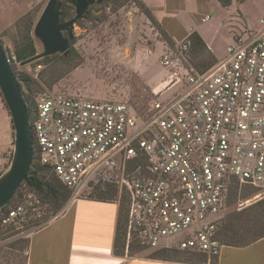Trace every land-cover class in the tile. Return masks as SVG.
I'll list each match as a JSON object with an SVG mask.
<instances>
[{"label":"built area","instance_id":"obj_1","mask_svg":"<svg viewBox=\"0 0 264 264\" xmlns=\"http://www.w3.org/2000/svg\"><path fill=\"white\" fill-rule=\"evenodd\" d=\"M259 25L203 72L184 65L189 38L168 46L159 60L167 79L152 93L177 89L144 114L120 93L45 89L35 97V161L74 195L93 190L94 181L113 184L126 205V251L137 241L148 250L217 257L230 193L264 190V18ZM7 57L14 73L37 78L42 69ZM38 203L30 192L0 212V233L18 230Z\"/></svg>","mask_w":264,"mask_h":264},{"label":"rangeland","instance_id":"obj_2","mask_svg":"<svg viewBox=\"0 0 264 264\" xmlns=\"http://www.w3.org/2000/svg\"><path fill=\"white\" fill-rule=\"evenodd\" d=\"M48 1L0 0V41L6 54L14 55V43L19 42L25 34L26 22H21L23 17L29 15L35 23ZM214 1L208 6V10L205 0L198 2L186 0L183 7L178 6L177 1L176 4L168 7V10L174 14L178 12V9L186 11L194 20L200 19L201 14L213 10L214 20L217 22L232 14L235 16L232 18L234 21L241 19L245 22L246 20L256 30L260 29L259 20L264 18V0H247L242 6L234 3L228 11L220 8L216 0ZM146 10L154 20L153 13L142 0H105L100 4L94 3L89 9V18L79 25L74 24L70 31L76 59L64 63L59 57L47 56L49 57L47 60L39 58L27 63L31 68L41 64L42 69L37 78H33L37 85H33L30 90L23 85L22 94L24 92L35 98L39 92L49 88L47 83L50 79H54L56 72H59L62 77L52 85L51 89L54 91L79 92L98 98L112 93L126 94L129 95L136 108L141 112L146 111L150 103L157 100L160 95H153L151 89L145 84V79L161 82L165 77L167 71L160 65L159 60L168 50V45L164 42V36L156 19V23L150 21L144 14ZM31 34L36 47V55H41L44 52L43 43L33 33ZM63 35L68 36V31H64ZM186 58L185 67L199 72L197 65L201 63L203 57L199 55L194 59L187 54ZM24 69L26 70V67ZM176 89H171L160 99L169 97ZM156 90L159 91L160 86L156 87ZM0 101L3 104L1 94ZM4 108L7 118L10 119L6 106ZM13 133L12 127V144L5 153V163L0 174L8 167L11 160ZM34 164L38 165L36 161ZM47 176L50 177V174L48 173ZM97 184L99 183L94 181V185ZM30 192L26 186H22L11 206L22 202ZM37 197L39 203L35 205V210L28 211V214L21 219L16 239H23L29 243L31 234L41 230L55 218L52 210H48L47 205L42 202V195L37 194ZM74 197L91 198L95 196L92 194V188L87 187L78 195L71 194V199ZM262 199H264V190L254 191L246 188L242 191H232L222 213L223 218L218 231L232 222L234 231L238 235L264 232V204L262 206L257 204ZM113 201L118 202V199L114 198ZM118 204L119 210L123 213L124 207ZM219 238L223 239L221 236ZM130 247L129 251H126L125 247L120 256L150 257L153 252V250L141 249L137 244ZM116 250L121 253L122 249L117 248ZM25 258L26 249L22 253L19 248H4L0 252V264H26Z\"/></svg>","mask_w":264,"mask_h":264},{"label":"crops","instance_id":"obj_3","mask_svg":"<svg viewBox=\"0 0 264 264\" xmlns=\"http://www.w3.org/2000/svg\"><path fill=\"white\" fill-rule=\"evenodd\" d=\"M142 1L151 10L158 26L174 46L188 38L192 32H196L217 61L225 56L226 47L234 42L236 36L242 35L246 29L257 31L246 20L234 21L232 18L235 16L232 14L217 22L214 20L213 10L201 14L197 20L186 11L178 9L175 14L169 12L168 7L176 4L175 2L178 1V6L183 7L186 0ZM212 1L214 0H205L207 10ZM246 1L238 4L231 0L229 6L222 7L216 0L218 6L227 11L234 3L242 6ZM205 16H209V19L202 21ZM166 79L167 73L161 82L145 79V84L152 91ZM171 89L160 97L168 94ZM7 117L0 101V171L4 167L5 153L12 144V124ZM118 205V202L97 201L87 197L69 200L57 217L30 235L26 264H191L115 255ZM203 264H264V237L243 247L223 245L217 257L206 259Z\"/></svg>","mask_w":264,"mask_h":264},{"label":"trees","instance_id":"obj_4","mask_svg":"<svg viewBox=\"0 0 264 264\" xmlns=\"http://www.w3.org/2000/svg\"><path fill=\"white\" fill-rule=\"evenodd\" d=\"M104 1L105 0H102L100 3ZM217 1L220 3L222 7H227L231 3V0H217ZM235 1L236 3L239 4V3H243L245 0H235ZM60 2H61L60 22L63 23V22L74 19L76 17L75 7L67 3L66 1H60ZM100 3H97V4H100ZM91 6L87 8V10L82 14L80 18H77L74 21V24L79 25L83 20L89 18L90 16L89 9ZM144 14L148 16V19L150 21L152 22L155 21V19L153 20V18L151 17L150 13L147 10L146 12H144ZM21 22H26L25 34L22 36V39L19 42L14 43L13 50H14V56L16 60L22 64H26L32 60L34 61V58L37 57L36 47L33 42L32 34H31L33 33L35 23H33V19L29 18V15L24 16ZM161 32H162V35L164 36V42L169 46V48L172 49L174 47L173 43L162 30ZM188 38L190 40V47H189L187 54L191 55L194 59L199 57V55L203 57V60L201 61V63H198L197 65L199 66L198 71L203 72L209 69L210 67H212L217 62V59L207 49L201 37L196 32H192ZM72 39L73 38H67L68 49L65 53H56L50 56L59 57L61 62H64V63H69L71 61H74L76 59V53L72 48V43H71ZM42 58H44L43 60H47L49 57L46 56V58L45 57H42ZM61 77H62L61 73L56 72V76L54 77L55 80L52 78L47 83V86L49 87L48 89L51 90V87L54 84V82L59 80ZM15 78L21 88H23V85H25L26 88L30 90L33 85L34 86L37 85L36 81L26 74H20V75L15 74ZM23 99L25 101V104L28 110L29 123L31 125L33 117H34V113H35V98L29 95H26L23 92ZM2 102L5 107V103L3 99H2ZM136 109L138 110L140 114H144L148 110L147 108L146 111L144 110L143 112H141L138 108ZM34 163H35V150H33V162L31 164V168L28 172L26 179L22 183L21 187L26 186L29 189V191L34 192L36 195L37 194L42 195L43 197L42 202L47 205L48 210L49 209L52 210L53 217H57V214L59 215V212H61L65 204L69 200H71V193L69 190H67L57 181V179L53 176V174L48 169L41 167L39 165L35 166ZM48 173L50 174V177L47 176ZM20 188L19 190H17V192L15 193V195L13 196L9 204L4 209H2L0 212L5 211V209H7L9 206L12 205L13 201L16 198V195H18V191H20ZM250 189H253V188H250ZM253 190L257 191V189H253ZM234 191H237V190L235 189ZM92 194H94L95 197H91V199H94L97 201H104V202L113 201L114 198H117V195H118L117 188L113 184L101 183V182L95 187H93ZM120 204L122 205V207H124V210H123V213H122V210H119V213H118L116 236H115V242H114V254L118 256L122 254V251L125 248L126 205L123 199H121ZM257 204L258 206H262L264 204V199L260 200ZM218 234H219L218 238L220 236L223 238L222 240L219 238L220 242L223 245H228L232 247L247 246L264 237V232L247 233V234L244 233L242 235H238L234 231L232 222L228 223L227 226H223L222 229L218 231ZM17 235H18V231L15 229H10V231L9 230L2 231L0 233V252L4 248H9V249L19 248L21 253L24 252V250L27 249L28 247V242L23 241V239H16ZM134 244H137L139 248L141 249H145V247L141 246L137 241H133L129 245V247L130 246L132 247ZM129 247H128V251H129ZM117 248L122 249L121 253L117 252L116 250ZM149 258L155 259V260H163V261H180V262H187L191 264H203L207 259V257L203 254L192 253L188 251L167 250V249L153 250L152 255ZM210 260H212V258Z\"/></svg>","mask_w":264,"mask_h":264},{"label":"water","instance_id":"obj_5","mask_svg":"<svg viewBox=\"0 0 264 264\" xmlns=\"http://www.w3.org/2000/svg\"><path fill=\"white\" fill-rule=\"evenodd\" d=\"M73 5L76 17L61 23V2L49 0L35 22L33 34L41 40L44 52L34 60L56 53H65L74 21L80 18L87 8L102 0H63ZM68 31V36L63 32ZM67 37V38H66ZM33 61V60H32ZM30 61V62H32ZM29 62V63H30ZM27 64V63H26ZM0 93L13 127V151L8 167L0 174V210L4 209L26 179L33 162V143L29 114L13 68L0 43Z\"/></svg>","mask_w":264,"mask_h":264}]
</instances>
